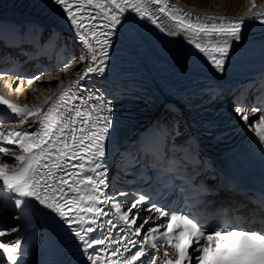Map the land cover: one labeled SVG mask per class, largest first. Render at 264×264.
Returning a JSON list of instances; mask_svg holds the SVG:
<instances>
[{
  "label": "snow or ice",
  "instance_id": "obj_1",
  "mask_svg": "<svg viewBox=\"0 0 264 264\" xmlns=\"http://www.w3.org/2000/svg\"><path fill=\"white\" fill-rule=\"evenodd\" d=\"M51 2L59 6L84 45L79 59L84 67L74 79L57 84L56 90L38 104L20 105L0 95V105L14 114L10 122L34 127L33 131L0 127V159L12 156L11 161L0 162V200L18 210L17 220L39 212L52 219L53 227H66L88 264H264V217L260 226L252 221L243 225L221 221L209 224L191 214L187 206L166 208L151 202L147 211L155 213V218H142L141 210L151 199L147 194L123 202L108 196L104 191L108 186L105 157L114 130L112 101L99 89L81 84L91 79L90 74L103 76L113 37L129 12L168 35H183L211 68L223 72L233 42L242 40L245 19H258L264 25V11L257 10L255 0H251L247 17L198 16L175 8L169 0ZM161 17L172 22L171 29L165 28ZM27 38L0 33V42L6 45L10 40L23 42ZM76 63L73 57L71 65L65 64L60 71L67 72ZM9 74L0 70V78ZM16 78L21 82L25 79ZM45 79L50 82L54 77L50 73L32 76L27 83ZM234 112L254 133L264 152V97L250 107L237 101ZM257 112L261 115L249 123L250 115ZM8 122L0 120V124ZM136 163L135 158L131 164L125 161V171ZM119 195L130 194L120 191ZM124 204L128 205L126 209ZM105 205L114 211L106 210ZM141 218L143 222L137 223ZM150 220L151 225L145 228ZM20 230L0 229V237ZM20 244L19 236L0 240V264H17Z\"/></svg>",
  "mask_w": 264,
  "mask_h": 264
},
{
  "label": "bare ground",
  "instance_id": "obj_2",
  "mask_svg": "<svg viewBox=\"0 0 264 264\" xmlns=\"http://www.w3.org/2000/svg\"><path fill=\"white\" fill-rule=\"evenodd\" d=\"M4 3V0L0 2V24L5 22H17L21 26L22 24L39 21L44 25L61 26L71 38L72 36H76L75 30L66 20L64 14L59 8L53 5H44L34 9H24L20 7H10V5H5ZM169 3L175 8L183 9L185 12H190L198 16L247 17L249 14V9L252 7L251 0H169ZM255 4L258 11H264V0H255ZM257 20L258 19H245L244 23ZM122 27L126 29V32H122L123 35L128 41L132 43L133 46L136 47L137 52L144 50L157 55H162L148 40L145 39L143 35L137 32V26L133 22L132 18L128 16V14H126V19ZM167 28L171 29V27ZM138 37L140 40L135 42L134 40ZM181 37L182 35L172 36V39H181ZM249 38H252L250 39L251 41H262L264 40V31L242 36V39L245 41ZM76 40L84 49V45L77 38ZM78 48L79 47H77V49ZM82 54L83 52L78 53L79 56ZM79 59L76 60L77 63L74 66L69 67L67 72L63 71L61 73L52 75L54 79L50 82L45 79L44 81H38L36 83H32L31 85L17 87L18 84L12 85L8 81L0 79V93L10 98L14 102L22 105L38 104L44 99L46 95L56 90L57 84L60 82H68V80L76 76L78 71H82L84 65L79 63ZM164 62L168 66L177 69H183L185 67L183 64L178 63L169 57H164ZM55 77H58V79ZM40 83L47 84L40 85ZM170 98L171 97L168 99ZM24 263V261L18 262V264Z\"/></svg>",
  "mask_w": 264,
  "mask_h": 264
}]
</instances>
